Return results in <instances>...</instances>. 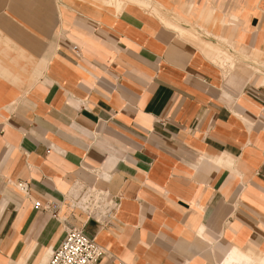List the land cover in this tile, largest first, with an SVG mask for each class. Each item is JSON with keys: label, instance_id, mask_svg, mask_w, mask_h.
I'll return each instance as SVG.
<instances>
[{"label": "crops", "instance_id": "0c3cea01", "mask_svg": "<svg viewBox=\"0 0 264 264\" xmlns=\"http://www.w3.org/2000/svg\"><path fill=\"white\" fill-rule=\"evenodd\" d=\"M62 1L40 16L8 2L24 12L0 15L31 56L0 49V264H45L65 228L83 225L106 251L96 264L264 258V65L228 75L133 4ZM153 1L185 22L231 17L229 34L264 57L252 0ZM68 6L87 8L63 16ZM83 188L118 201L111 222L77 207Z\"/></svg>", "mask_w": 264, "mask_h": 264}, {"label": "bare ground", "instance_id": "6f19581e", "mask_svg": "<svg viewBox=\"0 0 264 264\" xmlns=\"http://www.w3.org/2000/svg\"><path fill=\"white\" fill-rule=\"evenodd\" d=\"M97 1L95 3H98V5H94L95 8H100V6H105L107 8H112L115 10V12H121L125 7L127 3L133 4L140 8L141 11L147 12V14L151 11L154 14V17L167 29H170L181 38H189L191 35L198 37V38H204V34L202 31L192 28L190 31L184 30L177 24L176 22L180 23L182 20L172 14L168 11H165V13H160V9L163 7L159 3L154 2L153 0H133L127 1V0H94ZM150 10V11H149ZM163 10V9H162ZM164 11V10H163ZM177 17V18H176ZM220 25V29L224 27L223 37H221L220 40L226 41V38L231 30L229 29V26H231V23H228L225 19L224 15H221L217 21ZM216 23V24H217ZM182 26V25H181ZM183 27V26H182ZM193 32V33H192ZM191 34V35H190ZM205 39V38H204ZM210 44V43H209ZM208 43L205 45L207 51L204 53L205 57L219 65V67H228V69H235L237 65L246 67L254 72L260 71L257 66H263L264 65V57L260 58L259 52L255 51L251 47L239 44L236 42V48L225 50L221 48H214L213 46L209 45ZM233 45V44H232ZM235 46V45H234ZM200 50V49H199ZM203 54V55H204ZM242 56V58H240ZM83 196L84 198H80L77 201V205L82 206L83 208L88 207L90 210L93 209V207L98 203L99 196L98 194L92 193L91 191H86ZM183 243V242H182ZM186 243V242H185ZM198 248L201 250V253L204 254V250L206 249L204 244H206L205 240L198 235L197 239ZM182 246V245H180ZM188 246V245H187ZM181 248H186L185 245ZM186 250V249H185ZM181 252V251H179ZM183 254V253H182ZM224 264H264V258H253L250 256H244L240 254V257L238 259L230 258V260L225 261Z\"/></svg>", "mask_w": 264, "mask_h": 264}, {"label": "rangeland", "instance_id": "374dc122", "mask_svg": "<svg viewBox=\"0 0 264 264\" xmlns=\"http://www.w3.org/2000/svg\"><path fill=\"white\" fill-rule=\"evenodd\" d=\"M111 1H114V0H111ZM127 1L128 2L132 1L133 2V0H127ZM171 1L175 2V0H171ZM196 1L200 2L201 0H196ZM229 1H231V0H228L227 2H229ZM256 1L257 0H252V5L250 6V13L249 14L246 13L247 17H251L256 12H259L258 9H264V0H259V2H256ZM8 2H27V5L25 6V4H24V7H26L27 10H31L32 12H30V13H35V14L40 16V14H43L44 11L48 10V7H46V8L43 7L42 2H50L52 4L51 8L55 9L56 8L55 4H61V2H63V1L62 0H0V15L13 14V13H23L24 12V11L20 12L19 10H17V9H19L18 6H15V5L12 6ZM7 3H8V6H7ZM21 6H22V4H21ZM33 6H35V7L33 8ZM244 6H245V4H240V3L236 6V9L238 10L239 13L237 14V17L234 18L235 24H239L237 22H241V20L243 19L242 16H244V15H242V14L245 13ZM27 7H29V8H27ZM68 7H70V6H68ZM70 8L71 9L69 11H66L67 9H64L63 11H61L62 15L63 16L64 15H73L75 11L83 12V9H85L87 7L82 6V7H78V8H75V7H70ZM159 11H160V13H162V12L165 13V11L170 12L168 9L166 10L163 7ZM148 14H151V15L154 16L155 13H152L150 11ZM173 15H174V17L177 16V17L180 18V16L178 14H176L175 12H173L172 16ZM225 19L228 22H232L231 17L228 18L227 16H225ZM183 20H186L188 22L187 23L185 21H182L181 25L184 28L189 29V30H191L192 28H197V29H202L204 31V32H202L204 34V36H205L204 37L205 39L203 38L204 40L200 39L198 37H195V36H193L191 34H190L191 36L189 38H187L193 44L198 46L202 53H205L207 51V49L205 48L206 47L205 45L207 43L208 44L210 43L209 45L213 46L214 48H221V49H225V50L233 49L234 47L236 48V40H235V36L236 35L234 33H230L227 36L226 41L220 40L221 37L224 36L223 35L224 27L220 29L219 23L216 22L217 23L216 24L214 22V23L211 24V20H204V21L202 20L201 21V20L194 19V18H191V17H184ZM213 26L215 27L217 32L215 31ZM208 32L214 33L216 36H212ZM11 44H12V41L8 37L2 35V31L0 29V49L4 53L13 54V57L15 59H17V57H18L19 60H21L23 62L24 61L29 62V59H26V56L28 58H31V56H29L28 53L23 48H19V47L14 48ZM10 46L12 47V49L9 48ZM45 60L46 59H42V61H45ZM216 65L219 68V65L217 63H216ZM227 68L228 67H225V70ZM228 70H229V74L228 75H230V73L235 72V71H238L239 73H242V74L247 73V72H250V73L254 72V71H252V70H250V69H248L246 67L239 66V65H237V67L235 69H233V70L232 69H228ZM81 197L84 198L85 196L82 195ZM72 205L75 206V204H72ZM258 255H261V254H258ZM258 255H255L254 257L257 256L256 258H258L259 257Z\"/></svg>", "mask_w": 264, "mask_h": 264}, {"label": "built area", "instance_id": "2783aa9c", "mask_svg": "<svg viewBox=\"0 0 264 264\" xmlns=\"http://www.w3.org/2000/svg\"><path fill=\"white\" fill-rule=\"evenodd\" d=\"M17 187L22 192H26L28 189L26 183H19ZM83 190L98 194L99 201L92 210L88 207L83 208L80 205H77V207L93 218L98 224L104 225L111 222L115 218V213L119 208L118 201L115 199L109 200L104 192L97 191L94 188H83ZM33 207L35 210H51L54 217L56 216L55 210L58 209L55 203L42 206L38 202H34ZM84 227L85 225L66 227L63 239L51 251L45 264H96L101 257L105 256L106 251L104 248L95 241L94 237L87 234Z\"/></svg>", "mask_w": 264, "mask_h": 264}]
</instances>
